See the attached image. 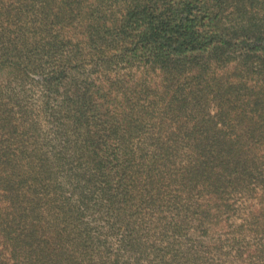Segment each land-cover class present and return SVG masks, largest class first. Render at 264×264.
Returning <instances> with one entry per match:
<instances>
[{"label":"trees","instance_id":"trees-1","mask_svg":"<svg viewBox=\"0 0 264 264\" xmlns=\"http://www.w3.org/2000/svg\"><path fill=\"white\" fill-rule=\"evenodd\" d=\"M0 264H264V0H0Z\"/></svg>","mask_w":264,"mask_h":264}]
</instances>
